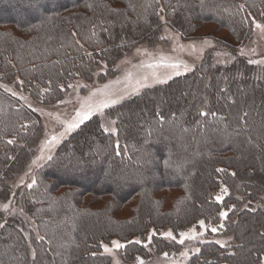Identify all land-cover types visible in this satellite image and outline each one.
<instances>
[{"label":"trees","instance_id":"1","mask_svg":"<svg viewBox=\"0 0 264 264\" xmlns=\"http://www.w3.org/2000/svg\"><path fill=\"white\" fill-rule=\"evenodd\" d=\"M254 19L264 22V0H0V80L19 77L33 100L54 102L72 80L91 79L102 63L111 72L135 45L155 43L162 21L183 38L210 36L234 50ZM204 25L213 30L200 32ZM104 114L115 133L99 114L79 123L35 169L31 187L17 190L23 212L0 211V264H111L101 242L112 237L131 261L177 248L157 233L149 247L133 236L217 222L223 208L230 244L204 239L183 264H264V66L216 62L208 51ZM40 129L39 114L0 85V199Z\"/></svg>","mask_w":264,"mask_h":264},{"label":"rangeland","instance_id":"2","mask_svg":"<svg viewBox=\"0 0 264 264\" xmlns=\"http://www.w3.org/2000/svg\"><path fill=\"white\" fill-rule=\"evenodd\" d=\"M257 24L261 27H257ZM212 30V25H204L200 32L207 33ZM208 51H211L213 60L216 62L227 64L237 57H244L249 62L255 61L256 66L263 67L264 22L254 19L251 36L243 43L238 44L234 50H230L225 45L215 44L210 36L183 38L178 30L162 21L159 37L155 43L135 45L116 60L112 65V71H109L110 73L106 72L108 66L102 63L94 70L91 79L78 77L72 80L60 100L54 102L40 103L33 100L22 89L19 77L11 82L0 80V85L5 90L18 97L20 103L39 114L41 124L40 134L24 167L9 180L11 187L9 196L6 199H0V211L3 216L22 211L15 204L17 190L32 184L35 169L45 163L54 154L62 140L76 128L69 130L67 125L81 123L76 115L78 111L81 113L90 111L89 117L99 114L102 118L103 129L115 133L114 119L104 114V110L108 106L142 91L145 87L160 83V81L164 82L174 75L192 69ZM173 64H178L179 67H171L170 65ZM100 73H104V75L100 76ZM113 100L117 102L112 103ZM104 103H107L108 106L102 107ZM112 129L115 131H111ZM52 137L56 139L52 140ZM227 190L226 186L222 187L216 198L219 196V200H221ZM165 197L164 207L170 205V197L167 195ZM136 199L137 197H134L131 203ZM86 200L87 198H85ZM127 205L121 213L122 216L128 215L130 211V207ZM227 210V208H223L220 212H227ZM22 216L26 221L27 227L25 225V228L33 229L35 233L34 221L25 213ZM200 221H204L203 226H201ZM223 221L224 217L221 216L217 222L199 219L196 224L177 231L170 227H161L158 230L150 227L146 231L144 239L133 236L130 240L143 242L149 247L152 235L157 233L164 239L176 244L177 248H166V250L158 253L151 252L147 256L136 255L131 261H125L121 258L120 248L124 242L117 237H112L109 241H102L101 252L109 255L111 264H141V262L142 264H183L186 258L198 249V242L204 239H211L222 245L230 244V235L221 232L224 225ZM2 222L3 219L0 220V225ZM213 228L216 229L215 232L212 231ZM168 232H171V237L165 235ZM181 234H185L183 243L179 242L182 239ZM116 244L121 246L117 247ZM105 248H108L109 251H105Z\"/></svg>","mask_w":264,"mask_h":264},{"label":"snow or ice","instance_id":"3","mask_svg":"<svg viewBox=\"0 0 264 264\" xmlns=\"http://www.w3.org/2000/svg\"><path fill=\"white\" fill-rule=\"evenodd\" d=\"M257 27H261V25H259V24H257L256 25ZM250 63H255V61H250ZM171 67H173V68H178L179 67V65L178 64H173V65H170ZM185 70H187V68H185ZM160 82H162V81H160ZM117 101H115V100H113L112 101V103H116ZM108 106V104L107 103H104L103 105H102V107H107ZM76 115H77V118L79 119V121L82 123L84 120H86V119H88V117H89V115H90V111H88V112H84V113H81L80 111H78L77 113H76ZM79 126V124H77V123H72V124H68L67 125V128L70 130V129H72V128H75V127H78ZM102 127H103V125H101ZM105 131H108V129H105ZM111 131H115V129H112ZM56 138L55 137H52V140H55ZM38 159H40L39 157H38ZM33 163H36V161H33ZM219 171V170H218ZM29 187H31V185H29ZM226 191V190H225ZM220 199V197L218 196L217 197V200H219ZM5 208L7 207L6 205L4 206ZM227 215V213L226 212H220V216L221 217H225ZM200 224H201V226H203L204 225V221H200ZM212 231L213 232H215L216 231V229L215 228H213L212 229ZM165 235H167V236H169V237H171V232H168V233H166ZM182 235V239L179 241L180 243H183V237H184V235L185 234H181ZM188 238H191V237H188ZM114 244L116 243V242H113ZM116 246L117 247H120L121 245H119V244H116ZM105 251H109V249L108 248H105ZM141 264H142V262H141Z\"/></svg>","mask_w":264,"mask_h":264}]
</instances>
